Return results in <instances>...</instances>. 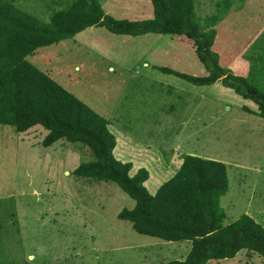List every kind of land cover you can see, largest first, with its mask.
I'll return each mask as SVG.
<instances>
[{"label":"rangeland","instance_id":"obj_1","mask_svg":"<svg viewBox=\"0 0 264 264\" xmlns=\"http://www.w3.org/2000/svg\"><path fill=\"white\" fill-rule=\"evenodd\" d=\"M59 0H56L58 2ZM119 20L153 16L150 0H99ZM55 0H15L21 10L48 21ZM194 20L204 31L219 26L213 51L227 66L225 48L239 51L264 24V0H194ZM223 24L225 27H223ZM217 32V31H216ZM217 37V36H216ZM227 43L225 46H223ZM28 60L110 120L115 155L145 168L154 194L173 177L182 158L224 163L229 187L221 197L228 225L247 215L264 228V119L257 107L220 82L197 86L160 68L205 77L193 44L184 37L116 35L91 27ZM37 126L17 134L0 126V264H165L184 261L190 241L168 242L137 233L120 220L135 201L117 185L79 178L90 151L64 141L42 142ZM209 264H264L255 253Z\"/></svg>","mask_w":264,"mask_h":264},{"label":"trees","instance_id":"obj_2","mask_svg":"<svg viewBox=\"0 0 264 264\" xmlns=\"http://www.w3.org/2000/svg\"><path fill=\"white\" fill-rule=\"evenodd\" d=\"M15 0H0V126L22 134L37 126L47 131L42 144H79L92 161L82 163L75 175L92 182L117 185L135 201L132 210L118 215L145 236L168 242L190 241L184 261L165 264H209L234 259L241 251L258 254L264 261V228L250 216L224 224L221 197L227 193V166L219 161L186 155L172 178L152 194L146 187L150 172L115 155L117 137L107 120L73 93L34 66L28 57L41 48L54 47L91 27H104L116 35L138 37L149 33L184 37L194 46L205 77L173 74L197 86L220 82L257 107L243 109L264 119V92L235 75L213 51L217 32L204 31L194 20V0H150L153 16L142 21L119 20L108 15L99 0H59L60 9L48 21L20 8ZM53 1V0H52Z\"/></svg>","mask_w":264,"mask_h":264},{"label":"crops","instance_id":"obj_3","mask_svg":"<svg viewBox=\"0 0 264 264\" xmlns=\"http://www.w3.org/2000/svg\"><path fill=\"white\" fill-rule=\"evenodd\" d=\"M223 27H225L224 24ZM218 28L219 26L215 27L217 40L221 33L218 32ZM230 48L231 44H229V48H225V54L228 55L227 67L235 75L246 78L257 89L264 92V24L255 35L247 39L239 51L230 52L228 51ZM218 55L221 60V54Z\"/></svg>","mask_w":264,"mask_h":264}]
</instances>
